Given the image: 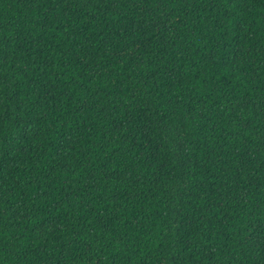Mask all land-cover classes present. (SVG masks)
I'll return each mask as SVG.
<instances>
[{
  "label": "trees",
  "instance_id": "trees-1",
  "mask_svg": "<svg viewBox=\"0 0 264 264\" xmlns=\"http://www.w3.org/2000/svg\"><path fill=\"white\" fill-rule=\"evenodd\" d=\"M0 264H264V0H0Z\"/></svg>",
  "mask_w": 264,
  "mask_h": 264
}]
</instances>
